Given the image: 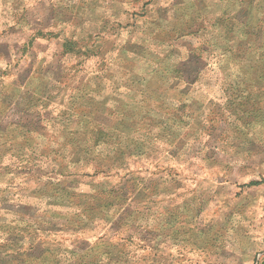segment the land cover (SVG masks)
<instances>
[{
    "label": "rangeland",
    "instance_id": "1",
    "mask_svg": "<svg viewBox=\"0 0 264 264\" xmlns=\"http://www.w3.org/2000/svg\"><path fill=\"white\" fill-rule=\"evenodd\" d=\"M255 181L264 0H0V264H260Z\"/></svg>",
    "mask_w": 264,
    "mask_h": 264
},
{
    "label": "trees",
    "instance_id": "2",
    "mask_svg": "<svg viewBox=\"0 0 264 264\" xmlns=\"http://www.w3.org/2000/svg\"><path fill=\"white\" fill-rule=\"evenodd\" d=\"M227 51V50H226ZM262 182H264V181H260V182H258V181H255V182H252L251 184H249V185H257V184H259V183H262Z\"/></svg>",
    "mask_w": 264,
    "mask_h": 264
},
{
    "label": "crops",
    "instance_id": "3",
    "mask_svg": "<svg viewBox=\"0 0 264 264\" xmlns=\"http://www.w3.org/2000/svg\"><path fill=\"white\" fill-rule=\"evenodd\" d=\"M260 264H264V260H262Z\"/></svg>",
    "mask_w": 264,
    "mask_h": 264
}]
</instances>
